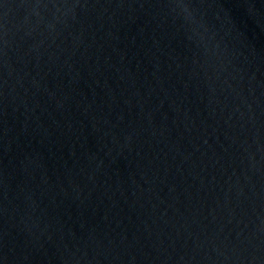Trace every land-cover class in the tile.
I'll return each instance as SVG.
<instances>
[{
    "label": "water",
    "instance_id": "obj_1",
    "mask_svg": "<svg viewBox=\"0 0 264 264\" xmlns=\"http://www.w3.org/2000/svg\"><path fill=\"white\" fill-rule=\"evenodd\" d=\"M0 264H264V0H0Z\"/></svg>",
    "mask_w": 264,
    "mask_h": 264
}]
</instances>
